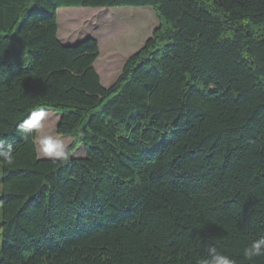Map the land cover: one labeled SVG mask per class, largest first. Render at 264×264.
Returning a JSON list of instances; mask_svg holds the SVG:
<instances>
[{
	"label": "trees",
	"instance_id": "trees-1",
	"mask_svg": "<svg viewBox=\"0 0 264 264\" xmlns=\"http://www.w3.org/2000/svg\"><path fill=\"white\" fill-rule=\"evenodd\" d=\"M151 8L159 25L104 88L62 8ZM57 113L84 158L39 159L16 125ZM0 264H236L264 235V0H0Z\"/></svg>",
	"mask_w": 264,
	"mask_h": 264
},
{
	"label": "rangeland",
	"instance_id": "rangeland-1",
	"mask_svg": "<svg viewBox=\"0 0 264 264\" xmlns=\"http://www.w3.org/2000/svg\"><path fill=\"white\" fill-rule=\"evenodd\" d=\"M57 24V37L62 45H76L88 38L96 40L99 45L100 55L95 66L96 68H102L106 75L109 76L116 68H121L131 55L144 46L145 42L151 37L152 32L158 27L159 22L153 10L146 7L108 9L62 8L57 12ZM49 112L51 118L46 123L44 132L46 134H52L71 144L72 140L70 137H62L57 134L56 130L60 116L52 111ZM38 139L39 134L36 135L35 139L37 154ZM84 156L82 146L73 154V158L76 159H82ZM38 157L42 160H50L39 156V154ZM1 256L2 237L0 229V259Z\"/></svg>",
	"mask_w": 264,
	"mask_h": 264
},
{
	"label": "clouds",
	"instance_id": "clouds-1",
	"mask_svg": "<svg viewBox=\"0 0 264 264\" xmlns=\"http://www.w3.org/2000/svg\"><path fill=\"white\" fill-rule=\"evenodd\" d=\"M50 118V112L44 108L33 110L16 125V131L20 133L22 139L39 134V156L48 158L54 163L68 162L73 155L70 143L44 132L45 125ZM0 162L8 165L14 163V148L12 144L3 140H0ZM262 256H264V235L252 240L242 252L243 260L247 262H252L255 258ZM200 264H236V262L218 251L216 247L207 246L206 258L202 259Z\"/></svg>",
	"mask_w": 264,
	"mask_h": 264
},
{
	"label": "crops",
	"instance_id": "crops-1",
	"mask_svg": "<svg viewBox=\"0 0 264 264\" xmlns=\"http://www.w3.org/2000/svg\"><path fill=\"white\" fill-rule=\"evenodd\" d=\"M96 62H95V64H96ZM95 64H94V68H95V70H96V72H97V74H98V76L100 78L101 85L104 88H108V87H110L111 85H113L115 83V81L118 78V76L120 75V73L122 71V68H123L125 63L123 64V66L121 68H116L114 70L116 72L115 74H114V71H113L111 74H109V76L106 75V73L104 72V70L102 68H96Z\"/></svg>",
	"mask_w": 264,
	"mask_h": 264
}]
</instances>
